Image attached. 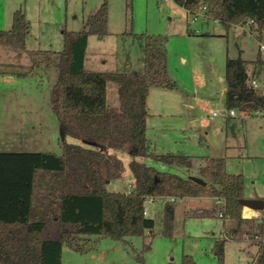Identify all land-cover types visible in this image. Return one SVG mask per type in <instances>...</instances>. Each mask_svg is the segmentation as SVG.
Masks as SVG:
<instances>
[{
  "label": "rangeland",
  "instance_id": "1",
  "mask_svg": "<svg viewBox=\"0 0 264 264\" xmlns=\"http://www.w3.org/2000/svg\"><path fill=\"white\" fill-rule=\"evenodd\" d=\"M105 0H0V30L13 26V13L22 9L31 22L25 49L20 41L0 42V63H15L24 76L0 74V151L61 150L66 140L84 141L68 135L52 108L51 93L58 78L53 65L39 61L48 50L65 47L63 31L83 29L86 19ZM109 34L91 35L87 49V69L102 71L142 70L147 36L166 38L168 70L176 89L153 87L149 98L147 138L154 153L190 156L193 167L164 163L152 156L134 155L133 148L114 152L123 161L120 178L108 184L111 191L133 188L131 162L137 160L160 170L182 176H200L208 157H224L230 173L245 177V198L264 197V111L259 114L234 108L229 116L224 94L227 58L241 56L247 60L258 93H264V62H254L264 50L256 32L247 25L227 28L214 19H193L175 0H107ZM36 51V52H34ZM33 52V53H31ZM3 68V67H0ZM13 68V67H12ZM11 68V69H12ZM108 104L119 108L118 85L109 82ZM187 103H192L190 108ZM218 111V115L214 112ZM195 119L197 124L192 121ZM10 143L9 146H3ZM190 169V170H189ZM212 197H189L176 202L172 235L164 232V203L148 204V216L155 219L154 235L131 236L126 240L96 236H77L83 251L65 244L62 264H182L189 254L197 264H222L215 243L226 239L224 264H256L258 246L253 241L255 224L245 223L237 229L230 219L210 215H189L191 210L212 208ZM255 215L261 216L262 211ZM251 213V212H250ZM151 242V249L145 250Z\"/></svg>",
  "mask_w": 264,
  "mask_h": 264
},
{
  "label": "trees",
  "instance_id": "2",
  "mask_svg": "<svg viewBox=\"0 0 264 264\" xmlns=\"http://www.w3.org/2000/svg\"><path fill=\"white\" fill-rule=\"evenodd\" d=\"M191 15L206 7V19L225 27L249 25L264 38V0H175ZM109 6L105 0L91 14L83 29L64 30L65 47L48 50L39 61L53 65L58 78L51 93L52 108L65 132L95 143L61 142V152L0 151V264H62L65 244L83 251L77 236H96L126 240L131 236L154 235L155 219L146 213L149 198H167L164 204V232L172 235L175 226L176 199L212 197L218 205L191 210L189 215L219 216L235 221L237 229L245 223L255 224L252 236L264 232V210L261 217L244 215L245 177L230 173L224 157H208L200 169L206 184L190 176L160 170L145 162L133 160V188L111 191L108 184L120 178L123 161L106 148H133L137 155L152 156L164 163L193 167L188 155L158 154L147 138L148 96L152 87L176 89L177 83L168 70L166 38L147 36L142 70L102 71L85 67L90 35L109 34ZM31 22L22 9L13 13L11 29L0 30V42L20 41L25 49ZM261 50V49H260ZM36 52V51H34ZM33 53V52H31ZM261 61L260 56L254 61ZM16 64L0 63V74L24 76ZM13 67V68H12ZM12 68V69H11ZM247 60L241 56L227 58L225 81L229 90L225 104L229 110L264 111V93L249 83ZM118 85L120 106L108 104V84ZM264 198V197H263ZM171 199V200H169ZM219 201V202H218ZM226 239L215 243V252L224 264ZM256 244V243H255ZM264 263V245L257 243ZM145 250L151 249V242ZM142 263L144 257L137 255ZM182 264H197L189 254Z\"/></svg>",
  "mask_w": 264,
  "mask_h": 264
},
{
  "label": "built area",
  "instance_id": "3",
  "mask_svg": "<svg viewBox=\"0 0 264 264\" xmlns=\"http://www.w3.org/2000/svg\"><path fill=\"white\" fill-rule=\"evenodd\" d=\"M166 1H168V0H166ZM205 11H206V7H200L198 11H196V12L193 13V15H192V16H193V19H194V20H197V19H199V18H205V19H206ZM261 41H262V40H261ZM260 49H261V50H264V42L261 43V45H260ZM252 84H253L254 87H257V85H258L257 80H256V79H253V80H252ZM257 112H260V111H257ZM218 114H219L218 111H215V112H214V115H218ZM227 114H228L229 116H236V115H237V113H236V111H235L234 109L229 110V111L227 112ZM218 202H219V201H218ZM258 217H261V216H258ZM253 241H254V243H256V244H257V243H260V244L264 245V232L261 233V234H256L255 236H253ZM257 246H258V245H257ZM260 257H261V255L258 253V255H257V259H256V264H261V263H259V261H260ZM262 264H264V263H262Z\"/></svg>",
  "mask_w": 264,
  "mask_h": 264
},
{
  "label": "water",
  "instance_id": "4",
  "mask_svg": "<svg viewBox=\"0 0 264 264\" xmlns=\"http://www.w3.org/2000/svg\"><path fill=\"white\" fill-rule=\"evenodd\" d=\"M229 90H234L236 92H239L240 88H229ZM84 143L91 145V146L95 145L94 142L88 141V140H84ZM190 177H191V179H193L194 181H196L200 184H206V181L199 176L191 175ZM241 203L245 207L252 209L254 211H263L264 210V198H245L244 197L241 199Z\"/></svg>",
  "mask_w": 264,
  "mask_h": 264
},
{
  "label": "crops",
  "instance_id": "5",
  "mask_svg": "<svg viewBox=\"0 0 264 264\" xmlns=\"http://www.w3.org/2000/svg\"><path fill=\"white\" fill-rule=\"evenodd\" d=\"M91 36V35H90ZM89 40H90V37H89ZM88 46H89V43H88ZM87 56V55H86ZM260 59H261V62H264V57H261V55H260ZM86 61V60H85ZM85 65H86V62H85ZM91 70V69H90ZM6 75V74H5ZM255 79V78H254ZM224 80H225V78H224ZM253 80V79H252ZM226 82V81H225ZM153 88V87H152ZM152 88L150 89V92H151V90H152ZM225 88V91H224V94L226 95L227 94V92H228V90H229V87H228V85H227V83H226V86L224 87ZM257 88V87H256ZM149 95H150V93H149ZM148 98H149V96H148ZM147 103H148V112H149V101H147ZM187 105L190 107V108H192L193 106H192V103H187ZM255 114H259V112H254ZM149 115H150V112H149ZM148 120V119H147ZM193 122H194V124H197V121L195 120V119H193L192 120ZM10 145V143H7V144H4L3 146H9ZM4 151V150H3ZM13 151H18V150H13ZM19 151H25V150H19ZM61 152V150L60 151H58L57 153H60ZM110 153H113V154H115L114 152H110ZM137 153H136V151H135V154L134 155H136ZM190 170V169H189ZM187 176V175H186ZM190 176V175H189ZM133 180H134V178H133ZM127 191H129V190H127ZM156 200H161V201H163V203L165 204L166 203V201L168 200L167 198H161V197H156V198H149L147 201H146V213H147V215H148V204L149 203H154ZM169 200H171V199H169ZM178 200H182V199H176V200H173L174 202H175V208H176V202L178 201ZM251 212V213H250ZM244 215L246 216L247 214H254L255 215V213H257L256 211H254V210H252V209H249V208H247V207H245L244 208Z\"/></svg>",
  "mask_w": 264,
  "mask_h": 264
}]
</instances>
